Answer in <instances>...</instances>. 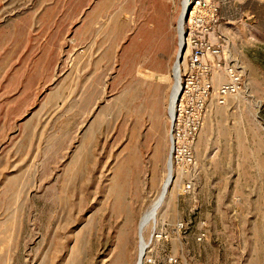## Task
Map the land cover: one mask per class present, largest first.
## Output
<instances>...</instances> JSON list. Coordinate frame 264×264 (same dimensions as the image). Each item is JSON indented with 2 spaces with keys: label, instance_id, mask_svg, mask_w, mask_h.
<instances>
[{
  "label": "rangeland",
  "instance_id": "1",
  "mask_svg": "<svg viewBox=\"0 0 264 264\" xmlns=\"http://www.w3.org/2000/svg\"><path fill=\"white\" fill-rule=\"evenodd\" d=\"M184 2L0 0V264H137ZM216 2L245 90L211 100L143 264H264V0Z\"/></svg>",
  "mask_w": 264,
  "mask_h": 264
},
{
  "label": "built area",
  "instance_id": "2",
  "mask_svg": "<svg viewBox=\"0 0 264 264\" xmlns=\"http://www.w3.org/2000/svg\"><path fill=\"white\" fill-rule=\"evenodd\" d=\"M185 50L180 71V92L170 118V162L174 172L187 178L196 169L195 142L202 131L211 100L225 105L245 90L241 67L228 55L219 34L216 0H191L184 17Z\"/></svg>",
  "mask_w": 264,
  "mask_h": 264
},
{
  "label": "bare ground",
  "instance_id": "3",
  "mask_svg": "<svg viewBox=\"0 0 264 264\" xmlns=\"http://www.w3.org/2000/svg\"><path fill=\"white\" fill-rule=\"evenodd\" d=\"M190 2H191V0H185V2H184L183 15H182L180 25H179L181 44H180V50L178 53V58H177L176 64H175L174 69H173L177 80H176V85H175V88H174V91H173V94L171 97L170 109H172L174 107V104H175L176 99H177L179 92H180V71L182 68V62L179 59H181V54H182V49H183V38H184V31H185V29H184L185 28L184 17L187 13L188 4H190ZM173 182H174V169H172V165H171V162L169 160L168 175H167L166 182L164 184L163 191H162L160 197L155 201V203L149 208V210L146 212V214L142 217L140 225H139V238H140V243H141V249H140V256H139L137 264L141 263L140 259L143 255L145 256L144 252L146 251L147 246H148V243L146 242L145 237H144V229L150 223L151 220L152 221L155 220V217H156L159 209L162 207V205L165 201V198H166ZM143 260H144V257H143ZM143 263H144V261H143Z\"/></svg>",
  "mask_w": 264,
  "mask_h": 264
},
{
  "label": "crops",
  "instance_id": "4",
  "mask_svg": "<svg viewBox=\"0 0 264 264\" xmlns=\"http://www.w3.org/2000/svg\"><path fill=\"white\" fill-rule=\"evenodd\" d=\"M171 78L174 79V84H172ZM176 76L174 74L171 76H166L162 78L161 84L159 86L160 99L158 109L155 111V116L158 118V145L160 150L166 151L170 147L169 132H170V118L169 109L171 104V97L176 85Z\"/></svg>",
  "mask_w": 264,
  "mask_h": 264
},
{
  "label": "water",
  "instance_id": "5",
  "mask_svg": "<svg viewBox=\"0 0 264 264\" xmlns=\"http://www.w3.org/2000/svg\"><path fill=\"white\" fill-rule=\"evenodd\" d=\"M184 52H185V50H184V48L182 49V54H181V59H179L181 62L183 61V56H184ZM178 60V61H179ZM144 254H145V252H144ZM143 257H144V255L141 257V259H140V264H142L143 263Z\"/></svg>",
  "mask_w": 264,
  "mask_h": 264
}]
</instances>
